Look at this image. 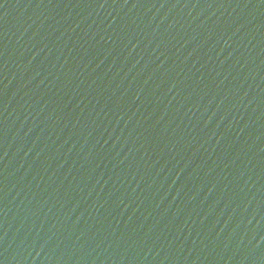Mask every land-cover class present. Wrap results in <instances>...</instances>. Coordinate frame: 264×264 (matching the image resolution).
<instances>
[{"label": "water", "instance_id": "1", "mask_svg": "<svg viewBox=\"0 0 264 264\" xmlns=\"http://www.w3.org/2000/svg\"><path fill=\"white\" fill-rule=\"evenodd\" d=\"M0 264H264V0H0Z\"/></svg>", "mask_w": 264, "mask_h": 264}]
</instances>
